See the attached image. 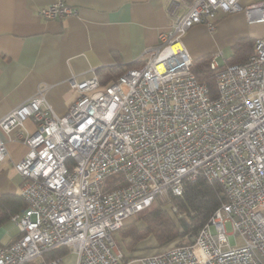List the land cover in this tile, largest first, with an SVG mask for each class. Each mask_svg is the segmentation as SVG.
Masks as SVG:
<instances>
[{
  "label": "built area",
  "instance_id": "1",
  "mask_svg": "<svg viewBox=\"0 0 264 264\" xmlns=\"http://www.w3.org/2000/svg\"><path fill=\"white\" fill-rule=\"evenodd\" d=\"M239 11L264 22V0L173 1L170 27L140 67L105 87L94 73L70 80L79 96L63 115L39 90L0 118V161L2 134L16 130L28 148L13 164L23 179L24 206L11 216L19 236L0 246V264H66L69 255V264H264V35L241 63L210 57L214 96L181 42L192 26L214 31L219 16ZM75 12L60 0L39 10L45 19ZM199 178L218 184L224 200L193 241L125 258L114 238L125 221ZM56 248L68 251L43 258Z\"/></svg>",
  "mask_w": 264,
  "mask_h": 264
},
{
  "label": "crops",
  "instance_id": "2",
  "mask_svg": "<svg viewBox=\"0 0 264 264\" xmlns=\"http://www.w3.org/2000/svg\"><path fill=\"white\" fill-rule=\"evenodd\" d=\"M57 1L0 0V118L39 90L55 114H65L79 96L71 89L70 80L79 83L94 73L103 84L111 68H138L145 51L157 46L159 34L169 29L167 11L171 2H192L60 0L76 12L64 18L40 16V8ZM184 11L181 7L177 13ZM263 35L264 23L249 24L244 12L239 11L219 16L214 31L206 30L204 25L192 26L183 35L182 44L196 61L207 55H222L221 51L214 52L225 46L231 48L238 39ZM23 125L28 133L35 129L31 120ZM15 134L16 130L2 134L7 155L0 161V197L22 203L19 192L23 179L13 164L24 157L28 148ZM18 236L11 218L0 226V246L10 244ZM144 255L148 254L135 258Z\"/></svg>",
  "mask_w": 264,
  "mask_h": 264
},
{
  "label": "trees",
  "instance_id": "3",
  "mask_svg": "<svg viewBox=\"0 0 264 264\" xmlns=\"http://www.w3.org/2000/svg\"><path fill=\"white\" fill-rule=\"evenodd\" d=\"M252 45V38L238 39L232 45L231 56L225 60L224 64L241 63L246 60L252 53ZM209 60L210 57L207 55L193 61L190 71L198 82L207 84L211 96H214L215 84L213 71L209 68ZM141 65L142 62L138 67ZM127 69L123 67L111 68L105 76L104 83L101 84L99 82L100 86L103 85L101 87H105L111 84ZM170 198L171 205L176 211L174 213L176 219H173L159 205H156V199L147 207L145 213L139 214L146 225L145 233L153 235L158 247L165 246L177 238L184 239L186 243H191L199 229L208 221L214 210L224 200V194L218 184H209L199 178L194 182L186 183L181 195L171 196ZM22 206H24L23 200L21 203L8 196L0 197V226L10 220L11 216ZM124 226L121 234L124 238L130 239L131 247L141 240L142 233L136 228L134 222ZM61 250V248H56L44 254V257L46 260L57 257L61 255Z\"/></svg>",
  "mask_w": 264,
  "mask_h": 264
},
{
  "label": "rangeland",
  "instance_id": "4",
  "mask_svg": "<svg viewBox=\"0 0 264 264\" xmlns=\"http://www.w3.org/2000/svg\"><path fill=\"white\" fill-rule=\"evenodd\" d=\"M247 2H249V0H240L239 4L240 5H244ZM264 23V22H263ZM207 30V28H206ZM258 33V32H256ZM181 42L184 43V39L183 37L181 38ZM221 51V54H217V61L219 62L220 65H224L223 63L225 62V60H227L230 56H231V48L230 46H225L223 48H218L216 49V51L214 53H217ZM189 55V54H188ZM190 56V55H189ZM192 59V58H191ZM112 180V177L108 178L106 180V186L109 184V181ZM171 198H157L156 199V205H159V207L161 209H163L165 212H167L173 219H176L174 213L176 212L175 209L173 208V206L171 205L172 202L170 201ZM147 209V208H146ZM144 209L141 212H139L136 216L134 217H129V219H127L125 221V225L130 223V222H134L136 225V228L142 233V238L140 241H138L136 244H134L133 246L130 247V239L129 238H124L122 236V230L124 229L125 226L122 227V229L117 233V238H116V243H117V247L119 248V250L123 253H126V255H129L128 258H134V257H138L139 255H143V254H149V253H153V252H157L161 249H164L166 247L172 246V245H176V244H180L182 241L184 242V239H175L174 241L168 243L165 246L162 247H158L156 240L154 239L153 235L145 233L144 229L146 228V225L143 221V219L140 217L139 214H143L145 213L147 210ZM10 224V223H9ZM11 225V224H10ZM226 231L229 233L230 232V225L229 223H226ZM62 252L60 253L61 255L66 253L68 250H61ZM43 258L45 259V257L43 256ZM41 259L37 258L35 260H33L31 263L35 264L37 262H39ZM74 260V256L73 255H69L68 257H66L64 259V262L66 264L72 263ZM132 264H141L139 261H135Z\"/></svg>",
  "mask_w": 264,
  "mask_h": 264
},
{
  "label": "bare ground",
  "instance_id": "5",
  "mask_svg": "<svg viewBox=\"0 0 264 264\" xmlns=\"http://www.w3.org/2000/svg\"><path fill=\"white\" fill-rule=\"evenodd\" d=\"M177 49H181V45L179 43L173 44L172 45V50L176 51Z\"/></svg>",
  "mask_w": 264,
  "mask_h": 264
}]
</instances>
